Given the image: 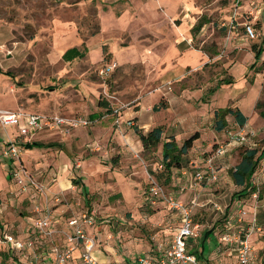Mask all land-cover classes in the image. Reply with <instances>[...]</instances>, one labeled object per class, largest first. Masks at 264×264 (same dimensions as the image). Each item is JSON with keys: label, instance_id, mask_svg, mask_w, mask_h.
<instances>
[{"label": "rangeland", "instance_id": "374dc122", "mask_svg": "<svg viewBox=\"0 0 264 264\" xmlns=\"http://www.w3.org/2000/svg\"><path fill=\"white\" fill-rule=\"evenodd\" d=\"M126 10H130V22L122 31L117 16ZM203 16L209 22L193 38L192 46L211 52L206 71L217 80L209 93L213 99L209 104L239 106L248 116L244 126L260 133L256 140L261 153L264 117L256 105L264 100V0H168L162 4L160 0H0V108L88 120L87 125L73 127L67 133H43L32 141L43 145L28 150L24 147L23 165L40 187L27 182L24 190L13 181L7 168L11 159L0 153V216L20 221L30 207L35 210L31 197L24 195L34 190L53 210L74 202L77 210L71 215L90 211L97 217L91 235L96 249L101 250V254L95 252L100 264H120L123 250L136 258L149 252L159 236L164 237L163 230L171 233L170 237L175 231L177 223L166 218V204L149 203L152 185L175 192L184 202L199 193L200 186H207L211 190L202 191L199 201L212 198L224 211L212 204L197 207L194 221L200 225V237L193 239L189 247L200 251L206 239L205 253L210 257L217 249L224 212L229 211L226 206L240 194L230 170L241 161L246 147H235L217 162L218 180L211 184L195 181V171L205 165L219 144L226 142L227 129L240 125L234 116H227V126L216 130L213 139L210 132H205L204 141L202 137L196 140L180 167L172 168L171 180L163 165L162 143L149 151L143 144L129 149L132 147L125 143L123 152L114 141L115 135L122 134L120 125L126 111L137 110L139 101L153 92L169 90L170 84H157L158 54L171 52L175 33ZM246 24L253 25L255 38L247 37ZM76 43L81 50L86 47L89 51L84 58L66 61L64 52ZM261 47L260 59L254 65ZM131 53L135 57L124 65V58ZM113 62L117 63L113 72L100 73L102 67ZM105 100L109 107L102 105ZM163 102L166 105L164 97L155 104L163 109ZM130 116L128 122L135 123L136 118ZM207 118L204 128L208 130L216 121ZM1 129L4 138L11 135L10 127ZM182 169L196 186L186 194L178 193L176 187ZM60 176L72 178L73 184L82 188L76 198L67 196L59 185ZM252 180L257 197L250 191L240 195L251 211L257 205L261 230L252 234L251 241L256 263L264 264V157ZM62 229L68 231L66 223ZM0 246V250H7V246ZM6 252L0 251V264H15L5 261ZM14 257L19 261L21 255ZM235 263L234 257L215 262Z\"/></svg>", "mask_w": 264, "mask_h": 264}, {"label": "built area", "instance_id": "2783aa9c", "mask_svg": "<svg viewBox=\"0 0 264 264\" xmlns=\"http://www.w3.org/2000/svg\"><path fill=\"white\" fill-rule=\"evenodd\" d=\"M249 38H255L256 32L252 24H246ZM117 67V63H108L100 70L101 74H109ZM88 120L76 117H65L58 114L31 113L13 111L0 108V126L11 128V137L2 145V153L11 159L9 168L10 178L24 190L28 184L40 187L25 169L21 155L26 142L21 138L31 139L36 133L57 131L67 133L71 128L87 125ZM227 140L214 149L213 155L206 160L204 166L195 171V181L211 184L218 180L217 162H222L225 156L235 147H256L258 132L254 128L244 125L231 126L226 131ZM258 189L253 192L257 197ZM149 203L156 206L164 202L168 207V221L177 223L171 238L160 242L155 250L140 256L137 264H207L197 253L190 249V242L199 235V223L194 221V214L198 206L212 204L215 209L223 210L222 205L213 199L199 201L195 195L190 201L184 202L175 196V192L167 191L163 186L154 184L150 187ZM35 211L39 214L33 227L34 232L42 239H49L59 233V219L53 208L44 203H37ZM225 217L223 229L219 234L217 250L228 252L236 257L237 264H257L256 253L251 241L252 234L260 231L257 224V205L253 211L247 209L244 202H239L234 212ZM249 218V219H248ZM97 217L94 212L83 211L72 215L66 220V244L63 247L53 245L50 250L41 247L37 238L20 239L7 230L0 234L1 245L7 246L14 254L28 259L29 264H45V259L51 252L56 264H71L75 258V251L80 250L78 257L80 264H100L94 250L96 242L89 229L95 226ZM50 240V239H49ZM51 241V240H50ZM53 241V240H52Z\"/></svg>", "mask_w": 264, "mask_h": 264}, {"label": "crops", "instance_id": "0c3cea01", "mask_svg": "<svg viewBox=\"0 0 264 264\" xmlns=\"http://www.w3.org/2000/svg\"><path fill=\"white\" fill-rule=\"evenodd\" d=\"M160 2L161 4L168 3V0H160ZM117 17L120 20L118 22V25L120 29L123 31L124 29L128 27V23L130 22L129 21L130 10H126L122 14L119 13ZM194 25L195 24H192L186 29L184 28L179 29L178 32L175 33L174 38H176V40L173 42L174 47L171 52L166 51V53L160 52L158 54L159 62L157 66H155L157 84L158 85L170 84L169 90L167 89L163 91V89H160L161 93L160 91L153 92L152 95H149L143 98L141 101H139V103L136 105L138 107L137 110L135 111L129 110V111H126V113L122 115L123 120H121L122 123L120 125L121 130H122L120 132L122 134H117V136L115 135L114 141H116L117 146H121V148L123 149V152H124V149L126 148L125 143L129 144L132 147V148L129 147V149H138L140 145L142 146V142L139 139L137 131H136L137 128H140V130L147 132L153 129L154 127L161 126L164 129L165 135H167L168 137L172 135L175 136L178 142L182 141V139L184 140L189 135L195 132L200 133V138L202 137V140H203V134L205 132H210L212 134V139H213V135H215V133L217 132L216 125L214 126L212 123L210 124L212 128L208 127L209 128L208 130L204 128L206 126L204 124L206 123L208 119L207 115L209 118L214 117L216 121L217 119L216 111L221 108H226L228 107V105L226 107H218L214 103L209 104V102L213 100L212 98H210L211 95H209V93L213 92V90L215 89V84H216L215 80L217 79H214L212 75L210 76L211 73L207 74V71H206L210 68V65L208 67H206V65L209 64V62L211 61V54H210L211 52L209 53L206 50L192 46V40L194 38L192 34V28L194 27ZM201 35H203V33ZM74 46L79 47V43H76ZM88 51L89 49L85 47L84 56L78 57V58H84ZM134 57H135L134 53L127 54L126 58H124V65L129 63V59L131 60ZM212 79L214 81H212ZM206 88L209 89L208 94L206 93L207 92ZM162 97L165 98L166 105L163 106L164 107L163 109L154 110L153 107L156 105L155 103H157V100ZM147 108L150 109V111L147 110ZM233 108H239L244 113V111L237 105L236 107H233ZM130 115H133L132 117L136 118L135 123L128 122L130 119L132 120V118H130L131 117ZM245 115L248 119L247 114ZM124 125L129 126L130 129ZM1 128L2 127L0 126V138L2 139V141L0 140V153H2L1 152L2 145L11 138L9 136L4 138L5 137L4 132L2 131ZM257 132L259 135L260 133L258 130ZM43 133H50V134L56 135L55 133H58V132L57 131L39 132V133H36L29 140L21 138L22 141L26 142L25 144L26 148L24 150L29 149L27 147L28 144L36 143V142H32L34 139H36L39 136L41 137L45 135ZM257 136H256V139H257ZM196 142L197 141L194 142V145L192 148L195 147ZM257 147H258V143L256 140L255 148ZM232 150H234V148ZM81 162H84V161H81ZM7 165H8L7 168H8V174H9V168H10L11 163L8 162ZM86 179H87L86 177L82 179L84 183ZM189 179H190V176L187 175V171H185V169H182V177L177 179V184H176L178 193L180 192V194H183V193L186 194L187 192H191L195 190L196 186L194 182H192ZM187 180L190 181L189 184L186 183ZM253 183L254 182L252 180L251 184L253 185ZM59 185L62 187V189H64L68 197L72 195V199L76 198L78 196V192L82 191V188H77V186L73 184L72 178L70 179L65 176H60ZM239 187L240 189L238 191L240 192L241 195L243 194L244 196L246 195V193L249 192L248 190H243V187L241 186ZM199 189H200L198 190L199 193H196L195 195L200 196L202 191L211 190V188H208L207 186L205 187L200 186ZM263 189H264V184H263ZM240 194L238 196L234 195L236 199L233 198V200H231L233 201V203L232 204L229 203V205L226 206L227 210L229 211L228 213L224 212L225 217L230 215L229 213L235 211L236 206L240 201L244 202L247 209L250 210V206L248 205L247 200L243 199ZM24 195L31 197L32 202L35 205L37 203H43L41 202V197H39V193L35 192V190L33 192L29 191L27 193H24ZM147 198L148 196L146 197V199ZM209 199H212V198H209ZM76 210H77V207L74 202H71V204L67 202L65 204H62L61 206H57L56 210H54V214L60 221L59 226H57L60 230L59 231L60 235L56 234L52 238H49L51 241L48 238L42 239L41 237H38L37 234L34 232L33 225L39 214L32 207L29 208L28 214L20 218L21 219L20 221L11 220L13 219V216H10L9 217L10 219H7L4 215L0 216V220H1L0 234L3 230H7L20 239H27L32 236L34 238H37V241L40 243V245H42L41 247L48 249V250H50V248L53 245H58L59 247H63L66 244V233H65V230L62 229V224L66 223L67 218H69L71 215L70 213L75 212ZM168 215L169 214L167 211L166 213L167 219H168ZM145 217H148L147 213L145 214ZM96 229H99V227H97ZM94 230H95L94 227L89 229L90 233L91 231L94 232ZM162 233H164V237L159 236L157 240H154V243H152V246L150 247L149 252L140 253L138 256H136V258L135 257L132 258L131 255H129L123 250L122 254H124L125 256L122 257L121 255L122 262L120 264H137L140 256L150 253L152 250H155V247L160 242H164L172 237V236L171 237L169 236V234L171 233L167 232L166 230H163ZM199 237H200V233L197 237L193 239H197ZM205 241L206 239H204V242H202L200 251L198 249H193V248H190V249L193 252L198 251L199 253H201L203 255L201 256V258L207 264H215V262H217L218 260H221L223 257L224 258L234 257L236 260L235 256L229 255L228 252L226 251L220 252L219 250L216 249V247H215V251L211 252L210 257L207 256L205 253L206 248L204 247ZM125 246L127 245L126 244L123 245V249ZM95 252H97L98 254H101V250H97L96 248L94 250V253ZM74 255H75V258L71 262V264H80V261L78 259L80 255V250L77 249ZM15 264H29V262L26 257L21 256L19 261L17 260ZM45 264H56L54 260V254H52L51 252L49 253V256L45 259ZM235 264H237V262Z\"/></svg>", "mask_w": 264, "mask_h": 264}, {"label": "trees", "instance_id": "16d2710c", "mask_svg": "<svg viewBox=\"0 0 264 264\" xmlns=\"http://www.w3.org/2000/svg\"><path fill=\"white\" fill-rule=\"evenodd\" d=\"M209 22V19L207 16H203L199 19V21L194 25L192 28V34L194 37H196L203 26ZM262 52V47L256 52V61L254 62V65L256 62L259 61L260 55ZM85 52L84 50H81L77 46H73L68 48L65 53L63 54V58L66 61H72L75 58L84 56ZM162 103V102H161ZM165 102H163V106ZM102 105L105 107H109V102L104 101L102 102ZM162 106L155 105L153 107L154 110H159ZM257 107L261 108L260 115L264 117V100L259 101L257 103ZM233 115L234 118L238 121L240 125H245L247 122L246 115L239 109V108H233L231 106H228L226 108H221L216 111V129L217 130H223L227 124V115ZM137 134L143 144L144 150L149 151L154 148H156L159 144L162 143V160L163 165L165 166V169L168 173V179L171 180V171L174 167H180L182 163V158L190 151V149L193 147L194 142L200 138V133L195 132L191 135H189L187 138H185L182 141V144H179V142L176 140L175 136H167L164 133V129L161 126L154 127L153 129L144 132L143 130H140L139 128L136 129ZM43 145L40 142L31 143L28 144V148H32L34 146H40ZM264 157V151L259 153L257 148L253 149H246V151L243 153L241 161L236 164L231 170V176L238 186L243 187V190H248L250 192H254L257 190V188L251 184L252 177L255 174V172L258 170L260 166V162L262 158ZM212 231V230H211ZM205 247V246H204ZM0 251H7V254H4V259L7 262H15L17 259L14 257L17 254L12 253L10 250H0ZM199 254V256H203L198 251H194ZM12 253V254H10ZM1 255V253H0ZM1 257V256H0Z\"/></svg>", "mask_w": 264, "mask_h": 264}]
</instances>
